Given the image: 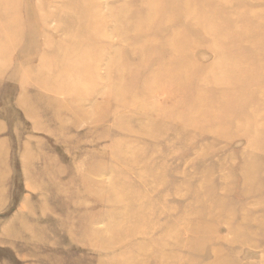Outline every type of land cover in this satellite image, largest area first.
<instances>
[{"label": "rangeland", "instance_id": "obj_1", "mask_svg": "<svg viewBox=\"0 0 264 264\" xmlns=\"http://www.w3.org/2000/svg\"><path fill=\"white\" fill-rule=\"evenodd\" d=\"M69 1L0 0V17L25 18H2L0 33V264H264V0H220L216 18L199 12L195 26L217 27L206 35L179 20L176 7L161 12L185 23L174 35L198 44L187 61L156 54L174 79L172 66L191 61L195 79L170 86L154 63L141 66L157 51H127L139 34L120 25L135 12L146 17L136 9L154 0L81 1V9L102 8L100 21ZM207 1L179 7L201 11L206 3L212 14ZM223 26L233 34L227 45ZM97 30L111 35L99 44ZM60 52L72 62L58 59L64 75L50 81ZM235 62L256 77L221 80L218 69ZM228 83L237 93L221 102L229 110L211 111L214 125L187 105L165 112L174 122L158 126L171 95L194 89L217 101L213 89ZM225 113L237 114L230 129ZM250 118L257 123L246 126Z\"/></svg>", "mask_w": 264, "mask_h": 264}, {"label": "bare ground", "instance_id": "obj_2", "mask_svg": "<svg viewBox=\"0 0 264 264\" xmlns=\"http://www.w3.org/2000/svg\"><path fill=\"white\" fill-rule=\"evenodd\" d=\"M44 1L46 3H48L50 0H44ZM75 1L76 0L69 1V2L71 4H73ZM77 1L80 4L75 5V6L79 7L76 9V11L79 12L81 15L86 12L87 13L86 16L96 15V16L100 17L99 21L102 19L101 16L98 14L100 12L102 13V8H97L96 10H94L92 8L81 9V1H87V3L89 4L90 0H77ZM154 1L155 2L153 3V6H151L150 8H143L141 6V8L136 9V10H139V11H137L139 13L145 12L146 17H136L138 15H136L137 13L135 12L134 18H136L137 21H134V18L132 17V15L128 16V17H126L120 21V25H125L127 30H132L134 32H137L136 33L137 36L139 34L138 37L132 36V39L130 41H128L129 46L127 48V51H141V52L142 51H149V53H150L151 50L149 49V47H151V49H153V51H157V52H152L154 58H151L150 60L145 59L144 62L141 63L142 67L147 68L152 63H154L156 66V68H155L156 70L154 72H155V74L158 75L157 79L164 81L169 86L173 85L174 82L181 81V80H183L185 82H189L192 78L195 79V76H196V73L193 71L194 70L193 67L191 69L189 68L191 61L188 64H177L175 66H172L171 69L174 70L175 74H177L180 77V78H175V79L172 78L170 76L171 74L167 72L168 71L166 69L167 66L163 65L162 61L157 63V64L154 62V60L156 59V54H158L159 52H162L163 50H164V53L160 54L161 59L162 58L166 59V58H168L167 56H169V55H173V56L178 55L179 57H184L185 61H187L189 59V57H187V52L188 51L192 52V50L198 46V44H195L192 41L189 42V38H187L186 35H184V34L174 35L176 28H183V30H186L187 27L183 26V24H185L184 22L179 23L172 16L166 17L164 15V17L162 18L161 16L159 17V15L161 12H164L167 9L171 8L174 11V14L176 12L180 13L179 20L180 19L184 20V18H186V20L190 22L189 26L195 27V29H197L198 31H201L203 33V35H206V33H208V31L214 30L215 28L217 29V27L207 26L205 28L200 29L197 26H195L196 20H195L194 16L200 12V13H205V15L211 16L212 18H216L220 15V13L215 14L214 12L221 11L223 9L220 6L222 4V2L220 3L219 2L220 0H214L215 2H213L212 0L207 1L208 3H215V4H211L210 9L213 11V13L211 14V11L208 9V7L210 5H208L206 3L202 4L203 7H202L201 11H190V12H188L189 10H187L186 12H184L179 7L180 0H167L166 2L164 1L163 3H160L159 2L160 0H154ZM182 1H185V0H182ZM217 1L219 2L218 4H216ZM21 4H22V2H21ZM21 4L17 5V9L21 8V6H20ZM33 6H35V4ZM174 7H176V12H175ZM204 7H206V8H204ZM35 8H36L37 12L38 11L44 12L47 10V8L43 4L40 7L38 5H36ZM91 9H92V13H91ZM81 10H82V12H81ZM111 13L114 14V11H111ZM2 18H3L4 23H6L7 20H9L13 24H17V25L21 24L25 19L22 14H20V15L14 14V16H7L6 13L5 14L3 13L0 17V33H2L3 36L5 35V32H6V26H3ZM115 18L118 21V18L117 17H115ZM158 26H161V27H158ZM168 26H169V29H168ZM162 28L167 29L165 34H159L158 33V31ZM224 28H225V26H223L220 29L219 35H222V38H223L222 40L227 45V43H229V41H230L231 36L233 37V34L229 33L230 26L228 28L226 27L225 30H223ZM78 31L81 32V29H79ZM114 32H115L116 36L119 35V30H116V31L114 30ZM109 35H111V32L109 33ZM109 35L107 33L101 34L100 30L99 31L97 30L94 32V37H95L94 41H97L99 44L103 43L109 37ZM69 36H72V39H73L77 35H73L70 33ZM89 38L92 39V36H90ZM145 38H147L148 40H153L155 38H164V42L158 43V44H154V43L148 44L146 42ZM167 38H169V41H167ZM90 41L91 40L88 39V42L86 44L88 49L91 48ZM82 45L83 44H81V42H79L77 44V46L78 47L81 46V48H82ZM75 47H76V45H75ZM108 47L112 48L113 44L111 46H108ZM71 48H73V46L65 47L66 52H68ZM214 49H215V51L219 52V55H220L219 58H223V59L227 58V60L229 59L228 52L225 51L222 53L218 48H214ZM98 52H100V51H97V50L94 51L95 54ZM101 52H103V50ZM83 56H85V53ZM92 58H95V57H92ZM58 59L60 60L59 62H61V63H64V62L67 63L68 61L72 62V61H70L71 55H66L65 53H61V55H59L57 59H52L50 68L52 69L53 74L51 73L52 79L50 81H52V80L58 81L60 79V76L62 79V77L64 75V71H65L64 67H63V69L59 68ZM236 64H237V62L231 63L232 66L227 65L226 67L223 66V68L220 67L218 69V71L222 70L221 72L223 73V74L221 73L223 75V77L219 76V77H221V80L223 78H224V80H228V79H230L229 77H231V78L237 77V79H242L243 77H251V78L256 77L254 71L243 72L241 70H237ZM24 70H26V68ZM156 71H157V73H156ZM261 73L264 75V68H263V71ZM40 77H41V75H40ZM40 77L37 76L35 78L38 80H36L33 83L34 85H36V86L39 85ZM157 79H155L154 82L152 83V87H151L152 90L158 89L157 88V86H158V80ZM48 84L50 85V83H48ZM207 84H209V83H207ZM47 88L50 89V91L53 90L55 93L58 91V88H56L55 86L52 87V89L49 86H47ZM131 89H133V87H131ZM215 89H213L214 92H221L220 97L217 100L218 102L213 101L211 99V96L209 93L200 94V92L198 90H194V89L188 90L186 92H178L177 94L171 95L169 98V104L167 105L168 108H166L164 111H162L163 114L159 117L160 119L158 121V126L159 127L165 126V125L161 124V122H164V121L165 122H168V121L174 122V121L170 120L172 115L168 116L165 114V112H172L174 110L186 111L184 109V107L187 105H188L187 106L188 109L191 110L192 112L195 110L197 116H202V118L199 120L200 122L205 123L208 121V123L206 124L207 126L214 125L216 123V118L211 119V111L214 112L213 110H215L217 108L221 109L223 111L229 110V108H226L223 105V103H221V102L226 101L227 96L230 93L232 95L237 93V87H232L231 83H228L227 86H221V88H215ZM132 95L125 93L122 96H132ZM198 97H201V101H197ZM19 101H23V100L21 99ZM212 102H217V103H221V104H217V106H213ZM122 104H125V103H122ZM230 116H231V119H229ZM225 117H226L225 123H227L226 127H228L230 129L233 126L230 123H232L233 120L235 118H237V114L236 113H225ZM251 118H253V116ZM251 118L248 121L246 120V122L244 123L246 126L250 125V124L257 123L256 120H253ZM254 118H256V117H254ZM219 121H222V120H218L217 122H219ZM222 122H224V121H222ZM195 124L203 125V124H200L199 122H195ZM147 127H148L147 128L148 130L152 129V128H156L155 124L150 123V122H149V124H147ZM236 127H237V125H236ZM141 130H143V129L141 128ZM143 231H145V230H139V234L146 233Z\"/></svg>", "mask_w": 264, "mask_h": 264}]
</instances>
